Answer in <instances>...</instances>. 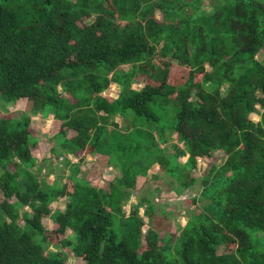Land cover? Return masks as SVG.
I'll use <instances>...</instances> for the list:
<instances>
[{
	"label": "trees",
	"instance_id": "obj_1",
	"mask_svg": "<svg viewBox=\"0 0 264 264\" xmlns=\"http://www.w3.org/2000/svg\"><path fill=\"white\" fill-rule=\"evenodd\" d=\"M205 1L0 0V103L28 100L0 116V264H67L71 252L83 264H264V0ZM112 83L116 97L104 94ZM28 108L61 122L51 151L67 182L30 168ZM116 115L126 131L109 127ZM218 151L226 158L201 176L205 197L178 234L175 211L152 198L124 209L152 165L182 192L198 158ZM88 153L120 169L108 190L72 163ZM59 197L51 231L43 218ZM146 201L163 220L143 232ZM68 229V250H49Z\"/></svg>",
	"mask_w": 264,
	"mask_h": 264
},
{
	"label": "rangeland",
	"instance_id": "obj_2",
	"mask_svg": "<svg viewBox=\"0 0 264 264\" xmlns=\"http://www.w3.org/2000/svg\"><path fill=\"white\" fill-rule=\"evenodd\" d=\"M208 2L209 0L205 1L206 4ZM159 15L160 13H158V16ZM127 66L128 65H126V67ZM177 66L178 64L172 63L174 72L179 70L178 76L175 77V80H180V78L182 77V71L178 69ZM142 86H144V82L133 83V87L140 88ZM118 93V85L116 83H112L104 94L116 97ZM27 104V98H20L15 103L9 104L4 108L0 103V116L5 114L6 109L12 112H24L27 110ZM27 112H29V114L32 116L31 126L37 138V144L32 150L33 154L37 158V161L30 168L33 169L34 172L36 171V173L39 174L40 172L38 168L41 164L43 169L40 173V176L46 177L47 180L52 183L58 180L60 178V173L64 171V177L61 179V182H67L68 176L72 173V170L70 169V167L66 166L64 161L61 160V157L57 158L51 151V147L54 144L53 136L60 130L61 122L57 120L52 113L43 115L42 112L35 113L34 111H30L29 108ZM251 117L255 120H259L260 118L259 114L256 113H252ZM112 119L114 122H111L112 120H110V124H108L110 128H117L122 131H126L125 120L121 115L113 116ZM67 132L68 136L72 135L71 129H67ZM171 141V143L174 142V144H177L179 147L182 146L181 143H178L175 135L172 137ZM171 143L161 144L163 147H166L167 145L170 147V151L168 152L169 155L175 150L174 146L171 147ZM71 157L73 161L72 163L79 166L80 176L87 177L91 180V182H94L99 187L104 188L105 190L109 189L110 183L116 178V176H119L120 174V169L118 167H113L109 163H107V157L104 155H94L88 153L81 154L80 157ZM225 158L226 155L222 151L215 152L213 157H199L197 168L193 170V175L198 178V181L192 188L184 190L182 192H179L178 187L172 183V177L167 175L159 164L152 165L149 168L146 176L139 177L137 179L136 188L132 189V197L128 201V203H126L124 209L128 213L132 209L133 205L136 204L139 200H145L146 197L152 198V200L160 204L166 211H175V215L173 213L171 215L172 225L169 230H176L178 234L180 227H183L188 221V210L190 211L198 203H194L193 201L198 197L204 196V193L201 192V176L206 175L212 166L220 165L225 160ZM186 159L187 156L180 157V160L182 162H185ZM1 198H3V194L0 192V200ZM66 202V197H59L56 201L51 203V213L43 218L44 225L51 231H55L58 227L54 216L56 215L57 211L65 208ZM146 203V205H142V207L140 208V214L144 216V219L146 221V224L142 227L143 232H145L149 228V219L150 221L152 220L153 224L159 223L161 220H163V217L160 216L159 213L160 209L152 208L147 213L145 211L146 206H148L150 202L146 201ZM24 209L30 210L28 207H21V210ZM167 227L168 224L165 226V228ZM60 234L61 233L59 232L52 235L55 241L51 242L48 247L49 250L65 252V250H68V247H65L62 244L61 240L63 238L75 240L74 232L71 229H68L62 235ZM67 264H83V260L73 252H71L68 253Z\"/></svg>",
	"mask_w": 264,
	"mask_h": 264
}]
</instances>
